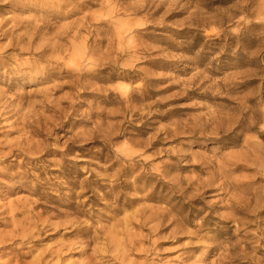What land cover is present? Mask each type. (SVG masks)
I'll return each mask as SVG.
<instances>
[{
	"label": "rangeland",
	"instance_id": "obj_1",
	"mask_svg": "<svg viewBox=\"0 0 264 264\" xmlns=\"http://www.w3.org/2000/svg\"><path fill=\"white\" fill-rule=\"evenodd\" d=\"M262 107L264 0H0V264H264Z\"/></svg>",
	"mask_w": 264,
	"mask_h": 264
},
{
	"label": "bare ground",
	"instance_id": "obj_2",
	"mask_svg": "<svg viewBox=\"0 0 264 264\" xmlns=\"http://www.w3.org/2000/svg\"><path fill=\"white\" fill-rule=\"evenodd\" d=\"M261 113H262V115L264 116V107L261 108ZM259 121H260V120H257V121H255V122L250 123L248 128H249V129H254V128H256V125L259 123ZM263 122H264V120H263ZM251 125H252V126H251ZM257 132H258V134H261V135L264 134V132H263V131H260V130H259V131L257 130Z\"/></svg>",
	"mask_w": 264,
	"mask_h": 264
}]
</instances>
